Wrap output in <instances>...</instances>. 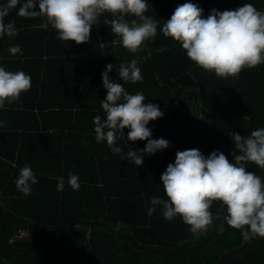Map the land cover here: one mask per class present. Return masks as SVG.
Returning <instances> with one entry per match:
<instances>
[{
	"label": "trees",
	"instance_id": "1",
	"mask_svg": "<svg viewBox=\"0 0 264 264\" xmlns=\"http://www.w3.org/2000/svg\"><path fill=\"white\" fill-rule=\"evenodd\" d=\"M187 2L201 7L204 18L212 9L235 10L246 3L264 11V0H146L145 15L158 21L157 34L135 53L104 23L113 18L110 13L99 18L91 39L81 44L58 39L51 25L42 27L45 17L18 16L19 5L5 18L11 19L5 23L15 22L17 35L0 36V47L19 45L22 53L9 55L15 59L0 55V63L19 67L31 76L32 86L24 92L29 97L0 108V121L6 122L0 127V264H228L230 248L231 264H264V238L256 247L255 237L244 240L247 226H228L221 201H213L209 209L213 222L198 235L179 215L166 220L162 205L148 214L152 197L168 199L161 175L174 163L178 150L198 149L206 157L219 150L231 162V135L247 137L264 128V63L242 69L237 77H218L190 60L178 41L164 36V23ZM132 60L143 77L135 84L123 82L117 72L120 63ZM108 64L113 65L109 76L114 82L122 83L130 94L142 91L144 103L159 105L164 113L147 126L152 130L150 139L164 138L170 146L145 153L140 166L123 159L128 151L147 144L128 141L130 129L125 128V135L116 141L120 154H114L106 141L95 139L93 118L106 119L101 100L107 89L101 74ZM48 90L57 98L36 103V93ZM36 105L45 110L41 117H36ZM37 118L46 121L43 127L62 130L31 133ZM15 148L16 155L8 153ZM37 150L58 160L33 162ZM25 165L38 181L31 185L30 195L15 185ZM247 171L264 183V169L250 162ZM69 172L78 175V190L69 186ZM61 176L64 190L57 191L56 178ZM86 234L88 242L77 246ZM72 249L75 259L59 258ZM145 255L150 256L149 263Z\"/></svg>",
	"mask_w": 264,
	"mask_h": 264
},
{
	"label": "clouds",
	"instance_id": "2",
	"mask_svg": "<svg viewBox=\"0 0 264 264\" xmlns=\"http://www.w3.org/2000/svg\"><path fill=\"white\" fill-rule=\"evenodd\" d=\"M18 16L24 18L45 17V29L49 25L58 33L62 41H75L77 44L91 39L93 25H99V18L110 13L112 19H104L113 34L121 38L122 45L132 53L148 39L155 38L158 21L149 15L146 0H6L0 4V36L17 35L14 21L5 23L11 10L17 8ZM203 9L187 2L178 5L171 18L164 23L161 31L164 36L178 41L187 56L199 67L214 71L218 77H237L242 69L253 68L264 63V11L246 3L235 10L219 11L212 9L204 18ZM135 17L128 20L126 17ZM12 55L22 53L19 45L10 46ZM113 65L108 64L102 72L103 85L107 95L101 100V108L106 119L100 115L93 118L95 139L106 141L114 154L122 149L116 141L125 135L128 141L146 140L143 149L128 151L123 159L140 166L144 154H155L170 146L164 138L150 139V121L161 118L164 113L159 105L145 104L143 92L130 94L122 83L114 82L109 73ZM123 82L133 84L143 79L137 62L120 63L117 69ZM31 76L23 71L10 72L0 66V108L5 103L19 100L21 93L30 90ZM6 122L0 121V127ZM231 163L227 156L215 150L207 157L198 149L177 151L174 163H169L161 175L167 200L151 198L152 207L162 205L163 216L172 220L180 216L190 225L194 234L206 230L213 222L209 211L213 201H221L227 209L223 219L227 225L242 231L244 240L250 237L264 238V183L254 172L247 171L250 162L264 169V128L253 130L247 137L235 132ZM57 179V191H63L65 178ZM37 178L28 165L22 167L15 179L18 191L31 194V185ZM68 184L73 190L80 188L78 175L69 172ZM223 228H221V231Z\"/></svg>",
	"mask_w": 264,
	"mask_h": 264
},
{
	"label": "crops",
	"instance_id": "3",
	"mask_svg": "<svg viewBox=\"0 0 264 264\" xmlns=\"http://www.w3.org/2000/svg\"><path fill=\"white\" fill-rule=\"evenodd\" d=\"M9 20H11V19H5V21H9ZM4 54L8 55V57H9V58H7V56H6L4 59H15L16 58L15 56H9L11 53L9 52V49L7 47H0V55H4ZM2 57H4V56H2ZM0 59H2V58L0 57ZM0 66L4 67L6 71H10V72H18V71H20L19 67L11 65L10 63H0ZM54 92L55 91L48 90V91H45L44 93L41 92V91L39 93H36V101L35 102L37 103L40 99L57 98L58 95L55 94ZM29 96L30 95L28 93L22 92L19 99L23 100V99H26ZM58 100H61V99H58ZM34 111H36V117H41L39 115V113L44 112L45 110L40 109L36 105V107L34 108ZM46 118H49V117L46 116ZM52 118H56V116H54ZM37 119H38L39 123H38V125H36V130L33 129L31 131V133L38 134V133H45V132H52V131L54 132V131H57V130L61 129V128L57 127V126L49 127L48 125H45L46 127H43V124L46 121L45 120H41L40 118H37ZM17 131H21V130H17ZM17 151L18 150L15 148L14 150H8V153L12 154L14 152V155H16ZM43 152L44 151H42V150H37L36 157L32 159V160H34L33 162H36V163L54 162V161L56 162L58 160V159H55L54 156L50 157L51 155L42 154ZM16 161H17V159L14 158V159L11 160V163L13 165H15L17 163Z\"/></svg>",
	"mask_w": 264,
	"mask_h": 264
},
{
	"label": "flooded vegetation",
	"instance_id": "4",
	"mask_svg": "<svg viewBox=\"0 0 264 264\" xmlns=\"http://www.w3.org/2000/svg\"><path fill=\"white\" fill-rule=\"evenodd\" d=\"M85 239H86L85 242H83L81 245H84V244H86L88 242L89 234H86ZM260 239H261V237H259V236L255 237V239H254V242H255L254 247L258 246L257 243L260 241ZM226 256H227V259H226L227 263L231 264V259L233 258V249H231V248L228 249V251H226ZM142 257H143V259H145L149 263V257L150 256L145 255V256H142Z\"/></svg>",
	"mask_w": 264,
	"mask_h": 264
},
{
	"label": "rangeland",
	"instance_id": "5",
	"mask_svg": "<svg viewBox=\"0 0 264 264\" xmlns=\"http://www.w3.org/2000/svg\"><path fill=\"white\" fill-rule=\"evenodd\" d=\"M85 237H83L80 241H79V243L77 244V246H79V245H81L83 242H85ZM75 251V249H72V250H70V251H68V252H65V253H63V254H61V256L59 257L62 261H64V260H72V259H75V256L73 255V252Z\"/></svg>",
	"mask_w": 264,
	"mask_h": 264
},
{
	"label": "water",
	"instance_id": "6",
	"mask_svg": "<svg viewBox=\"0 0 264 264\" xmlns=\"http://www.w3.org/2000/svg\"><path fill=\"white\" fill-rule=\"evenodd\" d=\"M231 163H235V160H232Z\"/></svg>",
	"mask_w": 264,
	"mask_h": 264
}]
</instances>
